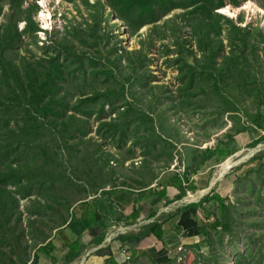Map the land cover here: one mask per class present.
Wrapping results in <instances>:
<instances>
[{"label": "rangeland", "instance_id": "374dc122", "mask_svg": "<svg viewBox=\"0 0 264 264\" xmlns=\"http://www.w3.org/2000/svg\"><path fill=\"white\" fill-rule=\"evenodd\" d=\"M41 1L46 2L45 8L40 6ZM95 1L37 0L36 14L27 17L25 12L34 0H25L21 9L24 14L13 13L19 32L25 29L27 18L32 20V29L40 30L35 36L23 37L16 52L25 54L24 47L30 44V57L44 55L40 49L44 46L68 66L71 62V70L77 71L75 77H60L52 88L69 100L66 110L77 118L58 117L61 110L55 94L48 96L54 107L47 111V117L38 120L29 116L30 110H38L37 105L25 101L0 103V186L16 193L23 213L21 218L12 219L11 209L0 202V252L6 253L0 257V264H13L9 257L14 263L30 264L35 244L48 239L61 213H70L69 196L83 198L85 185H144L146 176L155 177L169 168L183 172L178 162L185 146L180 143L199 149L221 147V155L227 154L225 147L233 153L212 169L213 177L230 157L238 159V154L256 149L252 157L235 165L248 166L255 155L264 153V142L253 146L264 137V106L260 108L259 127L253 121L257 111L253 94L257 93L253 89L247 95L254 82L248 70L228 75L221 91L220 83L216 87L215 78L202 68L204 59L195 46L193 26L182 18L202 0L157 2L155 21H145L144 25L127 5L112 7L106 5L111 0H102L101 12L91 7ZM220 4L223 6L218 8ZM0 5V25H7L12 5L9 0H0ZM209 5L218 8L207 20L220 33L217 40L233 31L235 23L264 33V0H213ZM198 15L205 16L203 12ZM60 45L65 49V45L70 46L72 58H66ZM257 46L264 54V43ZM142 48L149 50L147 58L130 55ZM183 48L196 56L181 53ZM227 52L221 54L220 61ZM195 58V83L188 89L189 70L183 60L192 65ZM34 60L38 58L34 56ZM6 75L0 70V79ZM217 78L221 79L220 74ZM256 79L264 89V65L257 69ZM13 86L10 78L2 87L11 92ZM95 91L101 94L92 96ZM84 118L88 119L85 128L79 120ZM57 123L66 132L56 133ZM11 167L19 171L17 175L13 176ZM248 176L244 184H235L225 196L231 230L207 226L211 239L205 240L198 253L176 257L170 264H264V167ZM206 211L213 212L214 219H221L216 203ZM6 217L11 219L10 224ZM17 221L24 231L21 245L14 239ZM128 264L158 263L131 258Z\"/></svg>", "mask_w": 264, "mask_h": 264}, {"label": "crops", "instance_id": "0c3cea01", "mask_svg": "<svg viewBox=\"0 0 264 264\" xmlns=\"http://www.w3.org/2000/svg\"><path fill=\"white\" fill-rule=\"evenodd\" d=\"M180 144L185 146L178 162L184 168L182 173L169 168L155 177L143 178L147 180L144 185H85L83 198L69 196L70 202H74L70 206V219L84 221L87 227L79 237L67 227L53 230L42 249L36 250L37 264H110L113 260L120 263L125 255L129 260L149 258L166 264L176 257L193 255L198 244L202 248L205 238L200 229L214 219L206 209L216 202L210 200L204 203V208L195 204L212 190L225 198L235 184H244L243 179L255 173L259 161L234 166L213 182L212 169L228 158L227 149L222 147L227 153L223 156L218 153L221 147L199 149ZM209 153L212 157L205 161L203 156ZM172 160L167 161L169 165ZM200 191L206 193L197 200L186 201L190 194ZM150 224L161 227L162 240L144 233Z\"/></svg>", "mask_w": 264, "mask_h": 264}, {"label": "trees", "instance_id": "16d2710c", "mask_svg": "<svg viewBox=\"0 0 264 264\" xmlns=\"http://www.w3.org/2000/svg\"><path fill=\"white\" fill-rule=\"evenodd\" d=\"M25 0H9L12 7L10 9V18L7 19V25H0V70H4L7 74L3 79H0V103L10 101L14 104V102H17V104H20L22 101L29 102L30 105H37L38 110H30L29 116L34 117L35 120L44 119L47 117L48 110H51L54 102H52L50 97H48L50 94H55L57 96L56 100L57 104H59L57 108L61 110V112H58L59 118H72L76 119V114L69 115V112L66 110L67 105L69 103V100L65 97L59 96L58 92H55L52 90L58 79L61 78H72L75 77L77 74V71L71 70L72 63L69 62V66L67 62L60 61L58 58L50 54V51L47 49H44L46 47L40 48L44 51L43 54H33L31 51H28V48L30 46L27 45L24 47L25 54H19L15 51V48L21 44V40L23 37L26 36H35L36 33L40 32V30L36 27V29L31 28L32 20L30 18H27V21L25 23V29L22 32L18 31L17 25L14 23L15 16L13 13L21 12V9L23 8ZM36 1L34 0V3L31 7H28L25 14L27 17L32 16V14H36L38 10V5H36ZM73 1V0H72ZM87 2V0H85ZM164 0H111L110 2L106 1V5L112 6V7H119L127 5L129 6V9H134L140 19H142V22L140 25H144L145 21L148 23H153L155 21V6L157 2H161ZM168 1V0H166ZM213 0H202L198 1L193 8L191 9L192 12H188L187 14L183 15L182 18L187 22V24L192 27V34H193V40L195 41V46L197 48L198 54H201L202 59H204V64L202 68L204 70H207L210 73L211 77L215 78V86L221 87V91L225 89L226 86V79H228V75H232L234 72L237 74H241L242 69L245 68L248 70V74L250 77L254 80V82L251 83V87H249V90H247V95L256 91L257 94H253L255 96L254 103H256L257 111L255 113V120H253L259 127H262L258 124V120L262 118V113L260 108L264 106V89L260 87L261 84H259L258 80L256 79L257 76V69L259 67L262 68L264 65V54L261 52H258V46L261 43H264V33L263 32H257V30H253L251 27L241 28L237 26L235 23L229 22L231 25H233V31L229 32L224 37H219V40H217L218 36H220V33H217L211 26L210 22L207 20L211 18V16L214 15V12L218 10V8L222 7L223 4H220L217 9H213L214 7L210 6V2ZM88 4V2H87ZM92 8H98L100 11H103L104 5L102 0H97L93 4H90ZM236 8L238 7V4L234 5ZM200 12H203L205 16L201 18L198 14ZM2 13V6L0 5V16ZM21 14H24L21 12ZM194 15H197V18H194ZM9 20V21H8ZM12 26L14 29H12ZM12 29V31H10ZM10 33V34H8ZM256 38H259L257 40ZM191 41V40H189ZM224 41H226V45L224 44ZM46 43H43V45ZM57 47V42L54 41L53 43ZM188 44V41H187ZM36 46V45H35ZM52 46V45H51ZM59 47H62L61 45ZM65 48H63L66 52V58H72L70 56V46L65 45ZM150 46L148 47V49ZM144 50L143 48L140 50H134L130 53L131 56L141 55L143 58H147L148 51ZM228 49L227 55H224L222 61L219 60V57L221 54H224L225 51ZM177 52V51H176ZM187 53L192 54L193 56H196V53H194L192 50L184 49L181 53ZM180 54L179 52H177ZM29 54V58H27V55ZM34 56L38 58V60H34ZM180 60V58H177ZM184 61V67L188 69L187 76L189 77L186 87L188 89H191L194 86V74L196 67L198 66V59L195 58V63L192 65L187 64L185 60ZM239 63V66H237L235 63ZM196 64V65H195ZM241 65V66H240ZM66 66L68 69H66ZM81 67H79L80 69ZM220 74L221 79L217 78V75ZM10 77L14 80V86L12 87V91L8 92L5 87H2L7 81H10V78L6 81V79ZM29 82L30 84L28 85ZM9 85V84H8ZM7 85V86H8ZM95 94L92 96H98L101 93L100 92H94ZM108 93V92H107ZM91 94V93H90ZM103 94V93H102ZM22 106H25L22 105ZM21 107V105H20ZM19 108V107H18ZM103 111V109L101 110ZM83 127L87 126L88 119H79ZM63 132H66V129L62 131V128H59L58 123L56 124V133L61 134ZM20 141V140H19ZM18 141V142H19ZM259 142H264V137L256 141L253 146H255ZM233 154V153H230ZM228 154V155H230ZM227 155V156H228ZM205 161L209 160L212 157V154L209 153L207 156H203ZM251 161H259V166L257 170H259L262 166L264 167V153L255 155ZM11 169H13L11 167ZM13 172L14 174L19 172L16 171V169ZM12 175L10 178L13 177ZM9 178V179H10ZM8 179V180H9ZM179 182V181H178ZM18 193V192H17ZM19 194V193H18ZM181 197V196H179ZM70 198V197H69ZM210 200H213L218 205V208L220 210L221 219H214L212 224H209L208 226L212 228L216 227H222L225 231H230L231 227L228 221L230 209L226 204V198L221 197L218 193L214 192L213 190L209 195L202 198L196 205H198L201 208H204V203L209 202ZM0 202L5 203L8 206V208L11 209L12 219L20 217L23 215L21 209H20V200L17 198V195L15 192H12L10 189L4 187L3 185L0 186ZM68 202L70 200L68 199ZM74 202H70L67 204L68 208H70L71 204ZM60 213V212H59ZM213 214V212H210ZM61 216L58 217L59 221H55L57 223L56 228L61 227H67L71 231H74L77 237L80 236V234L86 229L87 223L84 221H77L75 217H72L70 219L69 213L67 214H60ZM214 215V214H213ZM7 224H10L11 219L9 217H6ZM32 219V217H30ZM19 222L17 221L16 226L14 227L15 233H14V239L18 245L22 244V241L24 239V231L22 227L18 226ZM77 227L79 228V231H77ZM207 227H203L200 229V232L203 234L205 240H210L211 235L206 230ZM54 229V230H55ZM144 233L146 234H152L154 235L158 240H162L163 237V231L160 226H157L156 224H150L144 229ZM142 235V234H140ZM46 242V241H45ZM44 242V243H45ZM44 243H38L35 244V249L33 251V260L30 264H37V254L36 250H41L42 245ZM49 246V244L47 245ZM194 251L198 253L199 249H201L200 245H196L194 247ZM6 256V253L0 252V257ZM9 261L13 262V264H25L24 262L21 263H14V260L12 257H9ZM130 260L126 261L125 258L122 260V262L118 263L117 260H113L110 262V264H128ZM172 262L171 260L166 263L170 264ZM174 262V261H173Z\"/></svg>", "mask_w": 264, "mask_h": 264}, {"label": "bare ground", "instance_id": "6f19581e", "mask_svg": "<svg viewBox=\"0 0 264 264\" xmlns=\"http://www.w3.org/2000/svg\"><path fill=\"white\" fill-rule=\"evenodd\" d=\"M255 150V149H254ZM254 150H251L248 154H244V155H242V154H238L236 157L238 158V159H234V158H232V157H230L229 159H227L225 162H223L221 165H220V167H219V169H218V171L216 172V174H215V176H214V180H213V182H216V180L219 178V177H221V175L223 174V173H225L226 171H228V169H230V167H232L233 165H236L237 163H239L241 160H245V159H247L253 152H254ZM202 190V189H201ZM206 193V192H205ZM204 194V192L203 191H200V192H197V193H195V194H190L189 196H188V198L186 199V201L187 202H189V201H192V200H195L197 197H199V196H201V195H203ZM197 200V199H196ZM185 202V201H184ZM81 260V259H80ZM78 263V262H77Z\"/></svg>", "mask_w": 264, "mask_h": 264}, {"label": "built area", "instance_id": "2783aa9c", "mask_svg": "<svg viewBox=\"0 0 264 264\" xmlns=\"http://www.w3.org/2000/svg\"><path fill=\"white\" fill-rule=\"evenodd\" d=\"M41 5L44 6V7H42V8H45V7L47 6L45 1H41V2H40V6H41ZM176 172L179 173L178 170H176ZM180 173H182V172H180ZM122 253L125 255V252H124V251H123ZM124 258H125L126 261L129 260V256H127V255H125Z\"/></svg>", "mask_w": 264, "mask_h": 264}, {"label": "water", "instance_id": "95a60500", "mask_svg": "<svg viewBox=\"0 0 264 264\" xmlns=\"http://www.w3.org/2000/svg\"><path fill=\"white\" fill-rule=\"evenodd\" d=\"M256 152H257V150L255 149L254 152L251 154V156H249L248 158L252 157V156L254 155V153H256ZM248 158H247V159H248ZM241 161H243V160H241ZM241 161H240L239 163H241ZM237 164H238V163H237ZM237 164H236V165H237ZM234 166H235V165H234ZM234 166H233V167H234ZM233 167H231V168H233ZM231 168H230V169H231ZM230 169H229V170H230ZM214 184H215V183H213V185H214ZM213 185H212V186H213ZM212 186L209 187L208 192L212 189ZM204 193H205V192H204Z\"/></svg>", "mask_w": 264, "mask_h": 264}]
</instances>
